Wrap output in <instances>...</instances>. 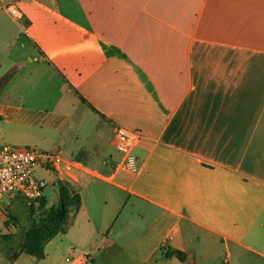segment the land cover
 <instances>
[{
    "label": "crops",
    "instance_id": "1",
    "mask_svg": "<svg viewBox=\"0 0 264 264\" xmlns=\"http://www.w3.org/2000/svg\"><path fill=\"white\" fill-rule=\"evenodd\" d=\"M0 98L77 162L37 170L47 206L57 182L81 201L44 258L9 264H264V0H0ZM117 125L142 134L136 172Z\"/></svg>",
    "mask_w": 264,
    "mask_h": 264
},
{
    "label": "built area",
    "instance_id": "2",
    "mask_svg": "<svg viewBox=\"0 0 264 264\" xmlns=\"http://www.w3.org/2000/svg\"><path fill=\"white\" fill-rule=\"evenodd\" d=\"M7 8L13 16H17L14 5ZM141 138L142 134L137 130L115 126L112 142L121 153L120 168L128 172L137 171L138 160L133 148ZM76 163L71 159L65 162L58 150L42 151L36 147L0 144V218L10 213L2 204L5 196L22 198L27 206L30 203L38 204L48 182L37 177V170L69 176Z\"/></svg>",
    "mask_w": 264,
    "mask_h": 264
},
{
    "label": "trees",
    "instance_id": "3",
    "mask_svg": "<svg viewBox=\"0 0 264 264\" xmlns=\"http://www.w3.org/2000/svg\"><path fill=\"white\" fill-rule=\"evenodd\" d=\"M56 192L57 200L54 205L47 206L42 196L38 204L30 203L26 212L21 215L27 220L28 226L20 230V240L12 253V259L22 252L36 259L44 258L46 244L68 230L81 206L80 197L63 182H57ZM5 217V224H19V216L7 212ZM165 256L175 257L181 262L186 259L184 252L175 249L166 251Z\"/></svg>",
    "mask_w": 264,
    "mask_h": 264
},
{
    "label": "rangeland",
    "instance_id": "4",
    "mask_svg": "<svg viewBox=\"0 0 264 264\" xmlns=\"http://www.w3.org/2000/svg\"><path fill=\"white\" fill-rule=\"evenodd\" d=\"M1 104H4V101L0 98V105ZM4 143L15 147L29 146L43 150L36 144H33L32 141L29 142L27 138L24 139L20 130L16 129L12 125H9L4 117H0V144ZM2 204L5 205L6 210L20 217L19 224L16 226L13 223L5 224L7 217L4 216L0 218V264H9L12 253L17 248L20 240V230L26 228L28 226V222L21 216L22 211L13 207L14 205L10 201L9 196H5L3 198Z\"/></svg>",
    "mask_w": 264,
    "mask_h": 264
}]
</instances>
